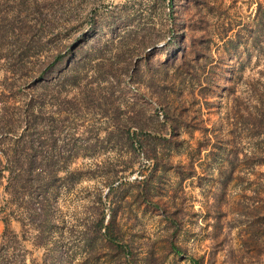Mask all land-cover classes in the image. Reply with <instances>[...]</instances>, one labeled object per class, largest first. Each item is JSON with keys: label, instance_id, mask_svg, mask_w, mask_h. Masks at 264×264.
<instances>
[{"label": "rangeland", "instance_id": "374dc122", "mask_svg": "<svg viewBox=\"0 0 264 264\" xmlns=\"http://www.w3.org/2000/svg\"><path fill=\"white\" fill-rule=\"evenodd\" d=\"M36 1L25 53L0 45V111L19 133L34 99L55 172L47 246L20 232L26 197L11 218L21 264L49 241L62 264H264V0ZM111 207L122 250L85 243Z\"/></svg>", "mask_w": 264, "mask_h": 264}, {"label": "trees", "instance_id": "16d2710c", "mask_svg": "<svg viewBox=\"0 0 264 264\" xmlns=\"http://www.w3.org/2000/svg\"><path fill=\"white\" fill-rule=\"evenodd\" d=\"M1 6L4 8L1 9ZM39 6L40 4L36 0H0L1 46L5 43H11L17 46L20 54L25 53L30 41L31 30L35 28L38 22L42 21ZM6 55L7 53L2 56ZM75 82L74 76L70 83L74 86V84L76 85ZM33 100V98L29 99L24 109L19 112L18 117L23 124L19 133L12 132L11 121L5 117V110L0 111V135L3 136L0 139V184H3L2 189L8 194L10 203L6 210L5 207L0 206V222L2 224L0 264L22 263L20 257H17L18 234L10 227L11 218L18 220L15 219L17 217L14 213L21 198L26 197L23 205L25 206L26 217L29 218V222L24 225L23 221H19L21 234L27 231L32 233L35 239L34 245L40 247L47 246V240L50 238L48 237L50 232L48 221L50 218V198L54 194L55 188V172L52 168V161L49 159V161H40L36 157L38 150L33 137L34 113L36 111ZM129 119L132 124L136 123L132 118ZM8 133L12 134V137H8L6 135ZM125 133L128 147L134 150L128 131ZM141 141L143 143V140L138 139V142ZM71 175L73 173L70 171L69 176L71 177ZM2 179H4V183H1ZM72 180L74 181V178ZM72 180L70 181L73 182ZM143 184L144 182L139 185L141 190ZM107 186L108 191H111L112 187ZM141 193L143 194V191ZM115 214V208L111 207L109 218L105 223H103V217L100 216L90 225L83 224L79 230L82 240L92 245L96 240H105L122 250L121 245L117 243L121 239V232L116 225ZM49 244L50 258L53 255V258L50 259L51 264H62L65 261L63 250L56 241H49ZM175 252L178 253L179 249L177 248Z\"/></svg>", "mask_w": 264, "mask_h": 264}, {"label": "built area", "instance_id": "2783aa9c", "mask_svg": "<svg viewBox=\"0 0 264 264\" xmlns=\"http://www.w3.org/2000/svg\"><path fill=\"white\" fill-rule=\"evenodd\" d=\"M164 42L162 41V42H160V43H158V45H161V44H163ZM157 113L159 114V116H161V113H160V111H159V109H157ZM141 155V154H140ZM140 159H141V167H144V166H146V167H148V165H150L151 164V162L148 160V159H144L143 157H142V155L140 156ZM139 172V170H135V171H133V173L130 175V179H141V178H143L144 177V175H141V174H139L138 173Z\"/></svg>", "mask_w": 264, "mask_h": 264}]
</instances>
